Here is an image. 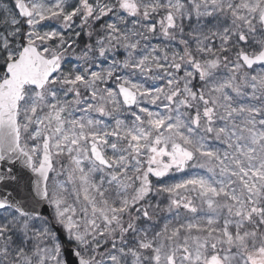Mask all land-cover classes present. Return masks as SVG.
<instances>
[{
    "label": "snow or ice",
    "instance_id": "1",
    "mask_svg": "<svg viewBox=\"0 0 264 264\" xmlns=\"http://www.w3.org/2000/svg\"><path fill=\"white\" fill-rule=\"evenodd\" d=\"M0 264H264V0H0Z\"/></svg>",
    "mask_w": 264,
    "mask_h": 264
}]
</instances>
